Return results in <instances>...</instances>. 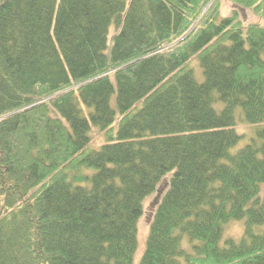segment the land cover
I'll return each instance as SVG.
<instances>
[{
    "label": "trees",
    "instance_id": "1",
    "mask_svg": "<svg viewBox=\"0 0 264 264\" xmlns=\"http://www.w3.org/2000/svg\"><path fill=\"white\" fill-rule=\"evenodd\" d=\"M210 1L0 0V264H134L153 194L139 264H264V0Z\"/></svg>",
    "mask_w": 264,
    "mask_h": 264
},
{
    "label": "rangeland",
    "instance_id": "2",
    "mask_svg": "<svg viewBox=\"0 0 264 264\" xmlns=\"http://www.w3.org/2000/svg\"><path fill=\"white\" fill-rule=\"evenodd\" d=\"M215 2V4H218L219 7V11L221 16H229L230 14H232V10H233V3L231 0H211L210 3L206 6V10L210 7V5ZM241 19L244 22H249V21H261V19H259L256 15H253L251 12L249 13H244L242 12L241 14ZM113 30V28L111 29V31ZM195 67L198 68V66L195 64ZM72 88H76L74 86H72ZM55 97V95H53ZM46 101V97H44L43 99H41L39 102H35L36 104H39L40 102H44ZM31 105H28L26 107L23 108L24 109H28L30 108ZM42 116L38 117L37 119H41ZM118 122V121H117ZM116 122V124L114 125V129L117 128L118 123ZM240 129L243 132H248V134L251 132L249 130L248 127L242 126L240 127ZM91 141L89 143V148L90 149H96L99 148L101 145H103V143L106 142L107 140V136L104 132H102L101 130H99L97 127L93 126L92 130H91ZM246 137H243L242 140L240 141L239 145L237 147H241L246 143ZM236 147V148H237ZM262 193H264V185L262 186ZM155 198V194L148 196L145 201H144V215L142 216V218L140 219L139 222V247L138 250L135 254L134 257V264H139L141 257L146 249V240L148 237V229H149V223L148 220L151 219L152 217V212L150 210V203L152 202V200H154ZM241 233H243V223L240 221H232L228 224L227 226V234L228 236H235V237H239L241 235Z\"/></svg>",
    "mask_w": 264,
    "mask_h": 264
},
{
    "label": "bare ground",
    "instance_id": "3",
    "mask_svg": "<svg viewBox=\"0 0 264 264\" xmlns=\"http://www.w3.org/2000/svg\"><path fill=\"white\" fill-rule=\"evenodd\" d=\"M203 15V14H202ZM202 15L200 17H202ZM200 19V18H199ZM197 23V22H196Z\"/></svg>",
    "mask_w": 264,
    "mask_h": 264
}]
</instances>
